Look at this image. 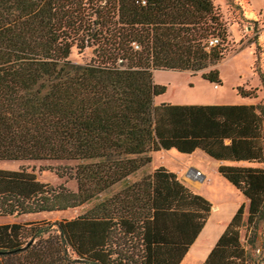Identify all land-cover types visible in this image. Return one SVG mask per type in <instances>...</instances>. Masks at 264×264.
Wrapping results in <instances>:
<instances>
[{"label": "trees", "instance_id": "16d2710c", "mask_svg": "<svg viewBox=\"0 0 264 264\" xmlns=\"http://www.w3.org/2000/svg\"><path fill=\"white\" fill-rule=\"evenodd\" d=\"M228 37L212 0H0V160L76 161L54 171L74 190L25 167L0 168V216L90 203L69 219L1 223L0 264H178L210 202L162 165L126 181L149 152L171 148L232 162L216 170L247 202L245 218L240 204L201 264H264V242L255 247L264 103L153 102L165 86L152 70L220 84L214 65ZM73 46L91 48L89 60L70 61ZM235 92L256 97L255 88Z\"/></svg>", "mask_w": 264, "mask_h": 264}, {"label": "rangeland", "instance_id": "374dc122", "mask_svg": "<svg viewBox=\"0 0 264 264\" xmlns=\"http://www.w3.org/2000/svg\"><path fill=\"white\" fill-rule=\"evenodd\" d=\"M221 18L225 21L229 42L224 57L214 67L218 71L220 84L209 83L200 77V72L190 74L184 71L156 70L153 80L157 84L165 86V92L155 97V102H243L235 92V87L241 85L245 89L255 88L256 97L244 100L252 103H264V92L259 84L255 68L264 72V0H212ZM238 4V6L236 5ZM91 57V48L86 47L78 50L71 47L68 59L75 63H84ZM161 156L167 166H180L184 164L192 166L191 170L202 172L206 177L202 182L201 192L210 200V204L223 206L234 204L239 200L243 202V218L246 216V200L234 190L230 184L215 171L218 165L213 159L208 158L202 152L196 150L190 156L180 154L170 149L157 154L155 159ZM76 161L69 160H0L1 169H17L25 167L32 170L36 178L41 182L52 185L63 184L71 190L75 189V181L65 176L58 177L55 174L57 168L73 167ZM133 174L132 177H136ZM186 186L193 192L195 188L183 177ZM197 180V181H198ZM130 182L131 179L126 180ZM120 183L113 185L105 195L117 190ZM90 203L62 211L40 212L34 214L0 216L1 223L48 221L69 219L83 212ZM53 231V230H51ZM243 239V229L240 230V240ZM264 242V221L258 223L255 247ZM257 252V250H255ZM85 264V263H82Z\"/></svg>", "mask_w": 264, "mask_h": 264}, {"label": "crops", "instance_id": "0c3cea01", "mask_svg": "<svg viewBox=\"0 0 264 264\" xmlns=\"http://www.w3.org/2000/svg\"><path fill=\"white\" fill-rule=\"evenodd\" d=\"M155 71L156 70H152V77H153V73ZM172 71H175V70H172ZM184 72H188V73L191 74L190 71H184ZM153 82H155V81L153 80ZM214 85H216V84H214ZM215 89H218V86H215ZM155 97L153 98L154 104L161 103V102H155V100H154ZM168 103H171V102H168ZM240 103L248 104V103H251V102H247V101L243 100V102H238V101H233V102L217 101V102H213V103L212 102H185V103H173V104H240ZM171 149H173V148H171ZM168 150H170V149H168ZM168 150L160 149V150L149 152V155H150V158H151L150 162L134 172L135 174H137L136 177H132V175L134 174L133 173V174L127 176L126 179L127 180L131 179L130 182H132V181L137 180L138 178H140L142 175L150 173L156 166L162 165L165 168H167L168 170L174 172L176 174L177 179L186 186V183L183 180V177H184L192 185V187L195 188V190L198 192V194L202 195L203 197H205L210 202V200L207 198V196L204 195L201 192L202 182H200L197 178L193 177L189 173L190 168L192 166H190L189 164H184L183 161L181 162L180 166H167V165H165L163 163L161 156H158L155 159V156L158 153L161 154V152H165V151H168ZM173 150H175V149H173ZM196 150H198V149H195L191 153H188V154L180 153V152H178V153L186 154V155L190 156ZM198 151H200V150H198ZM200 152H202V151H200ZM205 156H207V155L205 154ZM208 158H210V157H208ZM214 161L218 165L221 164V163H229V164L232 163V162L221 161V160H214ZM239 164H246V163L240 162ZM217 166H216V169H217ZM216 169H215V171L217 172ZM200 174H201V177L199 179L200 180H204L206 176L202 172ZM217 174H219V173L217 172ZM227 183L230 184L229 182H227ZM230 186H232V185L230 184ZM233 188H234V190L236 192H238L242 196V199L246 200L243 197V195L235 187H233ZM240 199L241 198H239V200ZM239 200L237 202H235L234 204H232V205L231 204H227V205H223V206H217V205H213L211 203V208H210V211H209V215H208L207 219L205 220V223L203 224L201 230L199 231V233L197 234V236L195 237L193 242L190 244V246L188 247L187 251L185 252V254L183 255V257L181 258V260L179 261L178 264H201L202 263V261L204 260V258L207 255L209 249L212 247V245L214 244L215 240L217 239L219 234L224 229L226 223L228 222V220L230 219L232 214L235 212V210L237 209V207L240 204H243V202L239 203Z\"/></svg>", "mask_w": 264, "mask_h": 264}, {"label": "built area", "instance_id": "2783aa9c", "mask_svg": "<svg viewBox=\"0 0 264 264\" xmlns=\"http://www.w3.org/2000/svg\"><path fill=\"white\" fill-rule=\"evenodd\" d=\"M215 42H216V39H215V38H211V39L208 40L207 44H208V45H212V44H214ZM215 86H216V85H214V87H215ZM189 173H190L193 177H195V178H200V177H201V174H200L199 171H197V170H191V169H190Z\"/></svg>", "mask_w": 264, "mask_h": 264}]
</instances>
